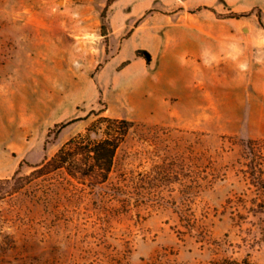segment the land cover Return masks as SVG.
<instances>
[{
  "label": "rangeland",
  "instance_id": "374dc122",
  "mask_svg": "<svg viewBox=\"0 0 264 264\" xmlns=\"http://www.w3.org/2000/svg\"><path fill=\"white\" fill-rule=\"evenodd\" d=\"M107 1L0 0V264H264V0Z\"/></svg>",
  "mask_w": 264,
  "mask_h": 264
},
{
  "label": "trees",
  "instance_id": "16d2710c",
  "mask_svg": "<svg viewBox=\"0 0 264 264\" xmlns=\"http://www.w3.org/2000/svg\"><path fill=\"white\" fill-rule=\"evenodd\" d=\"M117 1L119 0H108L101 14V31L103 36H107L106 19L108 10ZM203 9L199 8L198 11ZM229 18L239 19L240 17L234 15ZM259 21L262 22L260 15ZM142 53L145 54L144 51H137V56H140ZM98 123V130H103V126H105L104 134L106 138L91 143L87 142L84 138L73 139L63 146L52 159H46L45 162L34 168H40L41 171L46 169L51 171L64 169L69 176L77 180L83 182L89 181L92 186L103 185L108 180L109 173L112 171L117 150L134 125L132 122L126 120L119 121L107 118L100 119ZM21 166L22 164H20V168ZM19 172L20 169L10 180H1L0 183L16 184ZM15 188L19 187L15 185Z\"/></svg>",
  "mask_w": 264,
  "mask_h": 264
},
{
  "label": "crops",
  "instance_id": "0c3cea01",
  "mask_svg": "<svg viewBox=\"0 0 264 264\" xmlns=\"http://www.w3.org/2000/svg\"><path fill=\"white\" fill-rule=\"evenodd\" d=\"M119 1H121V0H119ZM119 1H117V2H119ZM117 2H115L114 4H116ZM114 4H113V5H114ZM113 5H112V6H113ZM112 6H111V7H112Z\"/></svg>",
  "mask_w": 264,
  "mask_h": 264
}]
</instances>
